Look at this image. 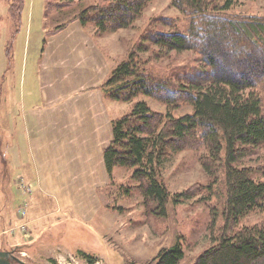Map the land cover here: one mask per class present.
<instances>
[{"label": "rangeland", "instance_id": "obj_1", "mask_svg": "<svg viewBox=\"0 0 264 264\" xmlns=\"http://www.w3.org/2000/svg\"><path fill=\"white\" fill-rule=\"evenodd\" d=\"M10 1L0 0V250L13 251L22 264H88V260L77 255L78 247L95 256L94 264H157L161 252L180 243L184 257L179 264H194L215 244L213 240L224 223L219 198L220 193L225 194L223 175L221 171L216 177L208 174L202 162L205 150L187 149L175 155L170 153L165 159L161 177L171 193L165 216L158 215L143 197L140 182L131 177V170L117 168L113 179L101 192L100 209L83 218L84 221L76 222L78 229L74 227V231L73 226L68 227L66 223L55 225L51 219L60 214L39 221L41 223L31 222L36 212L32 197L40 195L53 208L57 192L46 186L40 191L36 183L20 177L22 163L31 161L26 140L23 141L27 125L23 106L27 109L30 101L34 106L42 102L37 64L43 56L46 32L65 25L61 32L78 22L85 31L83 41L100 42L109 66L115 68L135 50L147 67L163 74L182 69L187 75L191 70L206 69L200 54L192 50L176 52L144 40L149 32H167L172 25L185 30L188 18L171 0H151L131 27L100 32L94 24L83 25L77 17L107 0H75L73 5L51 11L47 10L48 4H58V0H25L19 22L9 15ZM230 14L264 18V0H236ZM142 43L149 49L139 52ZM82 45L84 42L78 40L77 46ZM220 48L221 54L232 50L227 44ZM235 49L240 53L247 48L243 42ZM251 66L256 70L255 64ZM224 68L230 69V65H222L219 70ZM138 101H145L153 111H167L162 102L140 96L133 103H111V115L122 117ZM172 112L175 117H181L193 114L194 108L183 104ZM240 163L258 170L256 175L264 179L260 176L264 146L248 149ZM55 206L60 208L58 202ZM214 209L219 211L215 227L212 223ZM263 224L264 212L257 210L244 216L237 230Z\"/></svg>", "mask_w": 264, "mask_h": 264}, {"label": "trees", "instance_id": "obj_2", "mask_svg": "<svg viewBox=\"0 0 264 264\" xmlns=\"http://www.w3.org/2000/svg\"><path fill=\"white\" fill-rule=\"evenodd\" d=\"M58 1L49 3L47 10L73 5L75 0ZM150 1L107 0L77 18L83 25L94 24L100 32H114L131 27ZM235 1L171 0L188 18L186 29L172 25L167 32H149L144 40L176 52L196 51L206 65L204 71L191 70L186 75L176 69L163 74L143 64L133 50L101 86L105 97L113 101L133 103L144 96L167 107L166 113H159L145 101L136 102L130 112L112 121L114 138L104 152L111 179L117 168L130 169L158 215H166L171 198L161 177L170 153L203 149L202 162L208 174L216 177L222 172L225 194L220 193L219 198L224 223L215 244L194 264H264V224L237 230L244 216L264 212V179L258 178V170L239 165L248 149L264 146V18L230 14ZM10 2L11 19L21 21L25 0ZM64 26L49 30L48 35ZM243 42L249 50L239 53L235 48ZM223 44L231 52L221 54ZM148 49L143 43L138 47L139 52ZM226 64L230 69L219 70ZM183 104H190L194 113L175 117L172 111ZM260 171L264 178V166ZM212 217L215 227L219 211L214 209ZM77 255L88 264L96 262L95 256L82 249ZM183 257L178 243L161 252L157 264H179Z\"/></svg>", "mask_w": 264, "mask_h": 264}, {"label": "crops", "instance_id": "obj_3", "mask_svg": "<svg viewBox=\"0 0 264 264\" xmlns=\"http://www.w3.org/2000/svg\"><path fill=\"white\" fill-rule=\"evenodd\" d=\"M84 33L78 22L61 32H46L37 64L42 102L23 106L27 124L23 141L31 161L22 163L20 177L36 183L40 191L43 186L53 188L60 206L57 209L55 202L51 208L35 195L36 212L30 221L41 223L60 214L51 220L56 226H73V231L76 222L101 207V192L111 180L104 152L114 138L112 121L119 118L111 115L110 104L115 101L101 88L114 67L105 62L101 43L83 41ZM78 40L84 45L77 46Z\"/></svg>", "mask_w": 264, "mask_h": 264}, {"label": "water", "instance_id": "obj_4", "mask_svg": "<svg viewBox=\"0 0 264 264\" xmlns=\"http://www.w3.org/2000/svg\"><path fill=\"white\" fill-rule=\"evenodd\" d=\"M23 262L15 256L13 251L0 250V264H22Z\"/></svg>", "mask_w": 264, "mask_h": 264}]
</instances>
